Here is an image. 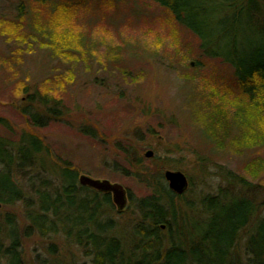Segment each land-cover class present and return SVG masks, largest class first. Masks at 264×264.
<instances>
[{"label":"rangeland","instance_id":"rangeland-1","mask_svg":"<svg viewBox=\"0 0 264 264\" xmlns=\"http://www.w3.org/2000/svg\"><path fill=\"white\" fill-rule=\"evenodd\" d=\"M75 3L65 21L26 10L23 39L0 36V137L17 147L27 135L37 136L43 144L35 146L47 152L46 170L67 163L78 176L117 183L133 198L145 190L122 176L118 147L128 144L145 160L146 151L168 158L170 170L191 183L186 199L194 204L200 195L226 187L232 176L253 184L256 202H264V138L250 144L242 137L237 120L242 98L233 72L204 54L220 46L202 48L150 2ZM17 4L0 0V19H17ZM23 86L27 93L40 88L59 98V120L30 126L17 110L26 106L18 94ZM224 118L225 133L215 125ZM130 211L129 206L115 217L120 226L127 227ZM6 212L20 214L19 207H0V216ZM50 244L59 262H87L61 239L38 237L23 242L24 260L51 259Z\"/></svg>","mask_w":264,"mask_h":264},{"label":"trees","instance_id":"trees-1","mask_svg":"<svg viewBox=\"0 0 264 264\" xmlns=\"http://www.w3.org/2000/svg\"><path fill=\"white\" fill-rule=\"evenodd\" d=\"M75 1L17 0L18 17L0 19V36L22 40L21 24L30 9L48 14L50 21L54 15L65 21L76 8ZM139 1L162 9L197 37L202 48L220 46L203 53L219 58L233 72L242 98L237 109L242 137L250 144L263 139L264 0ZM27 90V86L18 90L26 106L17 110L30 126L39 129L59 120V98L40 88L32 94ZM224 121L215 125L225 133ZM27 136L17 147L0 137V207L20 210L19 217L11 212L0 216V264H27L23 242L33 237L61 239L87 260L83 264H264V202H256L254 185L244 178L232 176L226 187L199 194L201 199L194 204L186 199L190 182L182 196L168 189L163 177L171 169L168 158L153 155L145 160L131 144L119 146L122 176L145 190L140 198L126 190L131 217L123 227L115 219L120 213L110 194L81 187L77 171L67 163L46 170L47 152L35 146L42 140ZM55 250L50 244L51 259L34 264H65L55 259Z\"/></svg>","mask_w":264,"mask_h":264},{"label":"water","instance_id":"water-1","mask_svg":"<svg viewBox=\"0 0 264 264\" xmlns=\"http://www.w3.org/2000/svg\"><path fill=\"white\" fill-rule=\"evenodd\" d=\"M146 159L153 157L152 151H146L144 154ZM164 181L167 183L168 189L174 194L180 196L188 189V180L180 171L166 170L163 174ZM78 184L81 187H88L94 191L110 194L112 203L118 213L128 208V198L126 190L117 183H110L107 180H94L88 176H78Z\"/></svg>","mask_w":264,"mask_h":264},{"label":"bare ground","instance_id":"bare-ground-1","mask_svg":"<svg viewBox=\"0 0 264 264\" xmlns=\"http://www.w3.org/2000/svg\"><path fill=\"white\" fill-rule=\"evenodd\" d=\"M186 191H187V190H186ZM185 193H186V192H185ZM185 193H184V194H185ZM184 194H182V195H184ZM175 195H176V194H175ZM182 195H180V196H182Z\"/></svg>","mask_w":264,"mask_h":264}]
</instances>
